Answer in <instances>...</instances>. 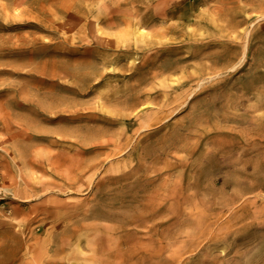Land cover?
Here are the masks:
<instances>
[{
    "label": "rangeland",
    "instance_id": "rangeland-1",
    "mask_svg": "<svg viewBox=\"0 0 264 264\" xmlns=\"http://www.w3.org/2000/svg\"><path fill=\"white\" fill-rule=\"evenodd\" d=\"M4 264H264V0H0Z\"/></svg>",
    "mask_w": 264,
    "mask_h": 264
},
{
    "label": "bare ground",
    "instance_id": "bare-ground-1",
    "mask_svg": "<svg viewBox=\"0 0 264 264\" xmlns=\"http://www.w3.org/2000/svg\"><path fill=\"white\" fill-rule=\"evenodd\" d=\"M5 263V261L4 260H0V264H4Z\"/></svg>",
    "mask_w": 264,
    "mask_h": 264
}]
</instances>
